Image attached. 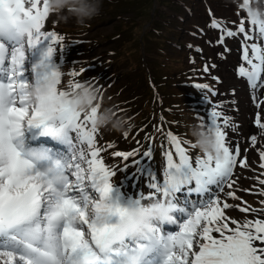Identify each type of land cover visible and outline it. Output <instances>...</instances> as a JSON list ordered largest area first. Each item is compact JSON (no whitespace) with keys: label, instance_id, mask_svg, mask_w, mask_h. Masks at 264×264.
Returning a JSON list of instances; mask_svg holds the SVG:
<instances>
[{"label":"snow or ice","instance_id":"obj_1","mask_svg":"<svg viewBox=\"0 0 264 264\" xmlns=\"http://www.w3.org/2000/svg\"><path fill=\"white\" fill-rule=\"evenodd\" d=\"M47 3L0 0V264H264V218L241 224L226 215L227 210L248 212L249 208L232 205L222 197L238 198L241 190L257 194L252 188L238 189L235 173L237 168L250 169L247 153L257 149L258 142L252 134L246 138L250 147L243 148L234 139L240 126L223 111V102L204 97L209 111L206 117H197L200 126L217 137L222 159L196 154L194 143L169 131L165 167L157 173L141 164L142 159L152 157L151 147L142 154L138 149L111 151V157L122 163L106 162L104 153L113 146L100 143L94 123L96 108L79 111L54 104L45 110L27 100L31 84L53 75L61 84L64 75L60 54L67 46L63 35L45 30L50 17ZM210 23L219 30L220 44L241 37L242 63L237 75L246 78L253 93L258 109L253 124L264 130V100L255 95L257 89L264 90V23L244 18L235 27L217 18ZM34 49H38V58L30 65L29 81L25 61ZM57 55L59 64L53 59ZM85 71L82 67L67 75L79 77ZM203 71H208L207 65ZM80 86L69 80V89ZM195 87L217 95L208 84ZM52 92L53 96L66 94L58 87ZM25 128H39L40 135L50 137L65 151L45 148L42 158H29L20 139ZM258 155L264 169V149H258ZM137 156L140 159H134ZM129 167L135 168L134 177L147 179L148 191L136 193L135 198L129 195L127 203L121 204L120 187L113 177L118 172L125 176ZM260 176L256 177L262 186L258 194L264 195ZM185 192L197 194L191 211L174 203ZM164 198L186 217L177 231L163 233L162 221L136 237L119 230L127 205ZM175 223L174 219L169 224Z\"/></svg>","mask_w":264,"mask_h":264},{"label":"rangeland","instance_id":"obj_2","mask_svg":"<svg viewBox=\"0 0 264 264\" xmlns=\"http://www.w3.org/2000/svg\"><path fill=\"white\" fill-rule=\"evenodd\" d=\"M178 1L108 0L104 2L101 0L99 15L88 20L86 22L88 26L86 23L85 25L79 24L80 28L77 30H74L78 26L75 18L63 21L56 15L50 14L46 20L45 30H55L58 34L63 35V43L67 46L65 51L60 54L64 57V62L61 64V72L64 75L60 88L70 90L68 87L69 80L80 83H96L93 86L99 87L100 99L97 105L91 108L99 109L101 114H107L112 121L124 118L133 125L130 130L125 131H114L111 130L110 126L98 128L95 125L99 131L100 143H111L113 146L112 149L104 153L106 162L119 164L122 162L111 157L110 152L138 149L139 153L142 154L148 150V146H152L149 139L156 127L155 121H148L147 118L137 117L136 120L132 121L131 113L124 110L128 102L127 98L139 94V87L134 86V81L127 83L124 74L130 70L126 67L134 70V72L130 71L129 74L132 77H135V74L136 77L139 76L140 83H146L147 80L152 79H158L160 82L162 76L182 69L184 67L182 64L188 62L184 48L194 49L201 58L203 65L208 66L206 72L208 80L206 81L217 92L213 101L223 102V111L232 118L235 117V114H239V106L249 110L251 114V118L247 117L245 123L235 122L240 128L234 139L243 148H249L250 145L246 138L255 134L258 142L257 149H252L247 153L250 169L237 168L235 174L239 178L238 189L252 188L256 192L259 188L256 177L264 172V169L259 166L260 157L258 155V149H264V132L253 124L258 109L254 106L251 98L252 90L249 88L246 78L237 75V68L242 63V53H238L241 37L228 38L224 44H220L218 43L219 30L214 29L210 23L213 18H217L222 23H227L228 27H235L236 22L241 18H244L245 21L253 20L250 16L247 17L245 13L250 6V0L246 6H242L238 14L235 9L238 6L240 8L242 4H240V0H236V8L231 4L234 11L227 8L233 0ZM193 2L200 5L195 6L197 10L194 11L190 20V23L194 25L191 29L196 26L199 28L193 31V35L187 34L188 36L183 38L184 41L189 37L192 38V43L187 46L183 45L181 51L169 49L172 45L179 44L180 35L190 31L189 26H183L179 19L186 17V12L188 8L192 9L191 4ZM251 2L254 7L264 8V0H259V3H256V0H251ZM246 27L253 26L246 25ZM157 34L163 36L159 37V40H154L153 37ZM166 55H169V60L165 59ZM37 58L38 50L34 52V60ZM53 59L56 63H60L59 55L54 56ZM82 67L86 68V71L79 77L67 75L73 69L79 72ZM196 67H198L196 63L191 64L192 69H196ZM213 77L217 79H213ZM145 89L149 91V86H143L144 91ZM160 90L168 93L171 92V87L160 84ZM255 95L258 100H264V90L257 89ZM138 104L140 105V103ZM205 110L206 113L201 112L199 114L206 117L209 105ZM157 126H159V122H157ZM247 126L250 128L245 130ZM125 128L127 129V125ZM150 128L153 129L146 132ZM165 150V148L162 149V157H164ZM134 159H140V156L134 157ZM141 164L149 168L147 158L142 159ZM134 172L135 168L129 167L125 177L113 179L120 187V193L123 194L120 203H123V199L127 197L126 193L122 192V184L128 183L129 189L132 184L131 179L135 178L132 175ZM262 177L264 176H260V178ZM127 193L131 196L135 195L129 191ZM237 195L241 200L242 207H247L250 211L249 204L247 205L245 202H248L253 194L241 190L238 191ZM127 199H124L125 203ZM227 202L233 203L234 198H228Z\"/></svg>","mask_w":264,"mask_h":264},{"label":"clouds","instance_id":"obj_3","mask_svg":"<svg viewBox=\"0 0 264 264\" xmlns=\"http://www.w3.org/2000/svg\"><path fill=\"white\" fill-rule=\"evenodd\" d=\"M256 3H259V0H256ZM47 6L49 13L56 15L60 20L67 21L69 18H75L78 24L85 25L88 20L99 15L101 0H48ZM245 13L247 17L250 16L253 20L259 19L261 23H264V9L252 6L251 0ZM93 84L96 83L82 82L80 87L66 90L64 96H53L52 89L60 88L61 85L58 84L57 76L53 75L39 83L31 84L26 98L30 103L39 104L45 110L54 104H65L73 110L83 111L95 107L100 99V89ZM94 123L98 128L110 126L114 131L130 130L133 127L124 118L118 121L110 120L109 116L101 114L99 109H97ZM190 134L194 137L196 148L202 153L210 154L214 159H222L223 153L218 147L217 137L213 131L198 124L190 128ZM26 153L33 159H40L46 155L44 151L31 147L26 150ZM173 212L174 209L166 202V198L153 200L147 204L141 202L139 205H127L123 217L119 220V230L130 237H136L147 231L153 223L161 221L171 223L174 220Z\"/></svg>","mask_w":264,"mask_h":264},{"label":"trees","instance_id":"obj_4","mask_svg":"<svg viewBox=\"0 0 264 264\" xmlns=\"http://www.w3.org/2000/svg\"><path fill=\"white\" fill-rule=\"evenodd\" d=\"M108 0H104V2H106ZM111 6V5H109ZM174 76H177V73L174 75ZM172 77V76H170ZM158 80V79H157ZM174 83L177 82L176 78L172 80ZM162 83H166L170 86L171 83L170 81H168L167 79L166 80H162L160 81ZM147 85L146 83L143 84V86ZM136 86V85H134ZM143 86H142V91L143 90ZM175 87V86H173ZM146 90V89H145ZM147 91V90H146ZM175 94H180V92H171V95L170 96H166L163 98V102L162 104H165L164 107L161 108V113H162V121H163V134L162 135H158L157 137V141H156V147H155V150H154V153H153V158L151 159V161L153 163H155V165H158V160H157V157L156 155L159 154L163 147H164V144L167 146V141L165 140L164 137H166V133H168V129L170 128L171 124L173 123V119L176 120V116H174V111L172 110V103L169 102L166 104V101H171V99H173V101H176L178 100L179 97H174ZM138 96V94H137ZM131 101H128L127 104H126V112H130L131 113V120H136V118L133 116L134 114V107L136 106L137 108H141V105L146 102L145 104L146 105V109H147V112H153V110L151 111V106L149 105V102L152 101V95H151V92H147L145 94H142L139 98L137 97L136 98V95L132 96L131 98H129ZM140 103V105L138 104ZM175 117V118H174ZM162 136V137H161ZM158 147V148H157Z\"/></svg>","mask_w":264,"mask_h":264},{"label":"bare ground","instance_id":"obj_5","mask_svg":"<svg viewBox=\"0 0 264 264\" xmlns=\"http://www.w3.org/2000/svg\"><path fill=\"white\" fill-rule=\"evenodd\" d=\"M200 153V150L199 149H196V154H199Z\"/></svg>","mask_w":264,"mask_h":264}]
</instances>
